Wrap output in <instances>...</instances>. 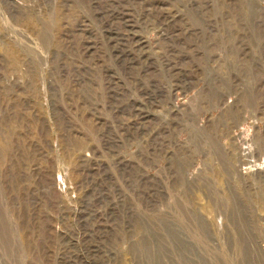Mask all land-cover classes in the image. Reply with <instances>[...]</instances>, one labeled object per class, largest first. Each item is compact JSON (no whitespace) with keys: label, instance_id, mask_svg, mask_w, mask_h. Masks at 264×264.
<instances>
[{"label":"rangeland","instance_id":"1","mask_svg":"<svg viewBox=\"0 0 264 264\" xmlns=\"http://www.w3.org/2000/svg\"><path fill=\"white\" fill-rule=\"evenodd\" d=\"M0 264H264V0H0Z\"/></svg>","mask_w":264,"mask_h":264},{"label":"bare ground","instance_id":"2","mask_svg":"<svg viewBox=\"0 0 264 264\" xmlns=\"http://www.w3.org/2000/svg\"><path fill=\"white\" fill-rule=\"evenodd\" d=\"M249 17V16H248ZM126 19V18H125ZM54 25V24H53ZM224 207V206H223ZM254 259V258H253ZM242 260V259H241Z\"/></svg>","mask_w":264,"mask_h":264}]
</instances>
